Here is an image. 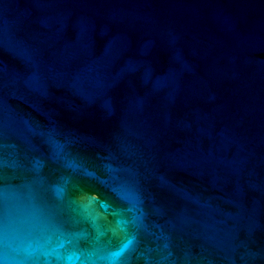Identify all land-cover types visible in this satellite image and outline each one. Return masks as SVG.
<instances>
[{
  "label": "water",
  "instance_id": "95a60500",
  "mask_svg": "<svg viewBox=\"0 0 264 264\" xmlns=\"http://www.w3.org/2000/svg\"><path fill=\"white\" fill-rule=\"evenodd\" d=\"M0 264H264V0H0Z\"/></svg>",
  "mask_w": 264,
  "mask_h": 264
}]
</instances>
